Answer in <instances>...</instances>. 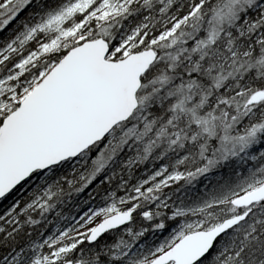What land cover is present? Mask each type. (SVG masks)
I'll list each match as a JSON object with an SVG mask.
<instances>
[{"label": "snow or ice", "instance_id": "obj_1", "mask_svg": "<svg viewBox=\"0 0 264 264\" xmlns=\"http://www.w3.org/2000/svg\"><path fill=\"white\" fill-rule=\"evenodd\" d=\"M0 264H264V0H0Z\"/></svg>", "mask_w": 264, "mask_h": 264}]
</instances>
